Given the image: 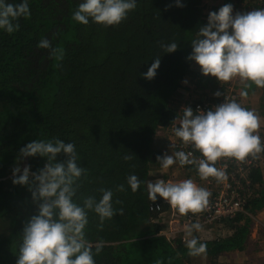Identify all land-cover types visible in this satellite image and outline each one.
<instances>
[{"label":"trees","instance_id":"trees-1","mask_svg":"<svg viewBox=\"0 0 264 264\" xmlns=\"http://www.w3.org/2000/svg\"><path fill=\"white\" fill-rule=\"evenodd\" d=\"M79 2L29 0L30 16L17 21L19 30L0 31V264H16L23 226L37 212L28 187L12 183V169L28 164L36 171L46 163L40 157L19 160V150L35 139L52 138L73 143L78 163L87 170L74 197L77 203L89 195L99 199L103 187L113 190V207L123 209L102 230L89 212L87 238L104 244L95 264H187L203 255L207 264H219L223 252L243 250L252 225L249 214L223 220L225 232L214 238L194 234L205 252L193 256L180 237L169 240L160 233L170 205L159 198L162 212L152 211L154 202L147 195L150 171L160 165L162 130L181 113L183 95L213 98L230 82L193 77V61L186 58L208 13L231 1L181 0L183 7H176L175 0H137L136 9L110 27L74 22ZM239 4L243 7V0L240 9ZM45 38L63 50L62 60L37 47ZM171 42L177 50L163 54L160 45ZM156 57V76L146 80L141 74ZM238 85L237 102L243 104L245 90ZM263 130L259 127L256 134ZM125 155L131 159L125 161ZM132 174L141 181L135 193L126 184ZM250 178L245 211L258 213L264 209V170L253 169ZM120 184L126 191H116Z\"/></svg>","mask_w":264,"mask_h":264},{"label":"clouds","instance_id":"clouds-1","mask_svg":"<svg viewBox=\"0 0 264 264\" xmlns=\"http://www.w3.org/2000/svg\"><path fill=\"white\" fill-rule=\"evenodd\" d=\"M175 6L183 7L181 0H175ZM136 7L137 0H80L72 19L82 25L92 22L104 27L116 26ZM29 16V0H0V31L8 34L18 31L17 21ZM37 47L49 49L50 57L56 61L63 59V50L53 48L47 38L41 39ZM160 47L163 54H170L177 50L178 44L171 42ZM191 49L186 59L195 62L202 75L212 76L219 83L238 80L245 90L241 95H246L252 85L264 87V8L233 14V5L227 3L209 12L206 25L199 27L191 40ZM159 66L160 57H156L141 75L152 80ZM221 95V91L214 93L215 97ZM260 126L259 115L235 99L224 98L206 111L187 106L173 121L172 131L192 151L158 155L156 160L163 170L174 163L192 165L200 180H219L224 172L215 166L217 161L243 162L264 152V143L256 134ZM193 152L199 156L193 157ZM61 154L65 157L62 161L57 159ZM31 157L43 158L46 163L36 171H31L28 164L12 169V183L26 185L37 205L36 214L23 226L16 264H95L94 256L104 244L103 241L93 244L87 238L88 214L94 213L98 218L99 230L106 220L122 215L123 209L113 207V190L101 187L99 199L89 195L77 203L74 197L87 170L78 163L80 157L71 142L58 138L35 139L19 150V160ZM123 159L127 161L131 157L125 155ZM126 184L135 193L141 181L132 174L126 177ZM116 191H126L125 185H117ZM147 195L154 203L162 198L183 216L202 212L208 205L210 192L191 178L167 182L157 178L147 183ZM201 229L198 222L185 229L190 255L205 252V244L194 235Z\"/></svg>","mask_w":264,"mask_h":264},{"label":"built area","instance_id":"built-area-1","mask_svg":"<svg viewBox=\"0 0 264 264\" xmlns=\"http://www.w3.org/2000/svg\"><path fill=\"white\" fill-rule=\"evenodd\" d=\"M236 1L238 2L239 0ZM243 3V7L241 6L237 12L264 8V0H243ZM238 84L239 81L234 79L226 85V90L220 97L217 98L212 95L213 98H201L190 103V105L185 102L183 108L190 106L195 110L199 107L201 110L206 111L210 107L222 103L224 98L235 99L238 101V98H241L237 88ZM242 100L244 101L245 99L243 98ZM163 130H165L168 135L169 149L171 150L170 154L176 151H184L186 153L192 151L190 146L183 145L180 140L174 136L172 124ZM259 136L261 137L262 143H264V130L261 131ZM198 156V152H193V157ZM175 164L176 168L186 176L185 179H193L195 183L206 188L210 192L209 202L206 208L196 215L189 213L187 215L178 216L176 213L177 211L170 206L173 215L167 216V225L160 232L162 235L166 236L169 240L180 237L185 242V229L193 222L200 223L202 228H204L216 223L221 224L223 220L233 218L241 212L249 214L251 220L254 221V226H258L259 222H257V214L245 211V202L248 195L252 192V181L250 178L252 170L258 168L264 170V152L257 154L255 157H248L243 162H238L232 159H221L217 161L215 166L224 172L223 178L219 180L209 178L207 181H202L199 179L194 166H181L179 163ZM153 172L154 169L150 171L149 176V181L152 182L155 181L153 178ZM150 209L152 211L162 212V204L155 202L151 205Z\"/></svg>","mask_w":264,"mask_h":264},{"label":"crops","instance_id":"crops-1","mask_svg":"<svg viewBox=\"0 0 264 264\" xmlns=\"http://www.w3.org/2000/svg\"><path fill=\"white\" fill-rule=\"evenodd\" d=\"M230 1H231V4L233 5L234 13H236L239 9V8H237V4L239 2H237L236 0H230ZM222 2H224V0H216V3H218V4H220ZM241 6L242 5L239 4V7H241ZM192 68L194 69L193 71L195 73L193 75V77H195L197 74L202 75L199 69H195V68H199L195 64V62L192 63ZM193 97L194 98L200 97V99H201V98H205L206 96L205 95L201 96V95L196 94V93H193L192 96H190L189 94L184 95L182 97L183 102L181 103L180 108H183V106L185 105V101L192 100ZM244 99L245 100L243 101V103L246 105H249L250 107H253L254 109H255L257 103H261L259 109L262 110V113L264 116V87L254 88L253 92L250 91V93L246 94V97ZM261 121H263V120L261 119ZM263 127H264V124H263ZM170 151L171 150L169 149L168 135H167V132L165 131V133L162 134L161 153H162V155H165V154L171 155ZM153 173H154V177H153L154 180H156L157 178H160V179L165 180L166 182L167 181L183 180L186 177L185 175L182 174V172H180L176 168L175 163L172 166H170L167 170L161 169V166L159 165L158 167L154 168ZM256 214L258 216V219L260 220V224H261L260 228L255 227L254 221H252L250 234L248 236V240H247L245 248L243 250H231V251L223 252L219 258V264H226V261L227 262H233V264H264V209L259 211ZM210 226H208L206 229H208ZM205 231L203 230V232H205ZM224 232H225V230H224L223 226H221L219 224V225L211 226V228L208 230V233H206V232L205 233H197L196 232L195 234L196 235L203 234L206 236V238L207 237L208 238L209 237L214 238L217 235L224 234ZM249 252L257 254L256 260L252 259V260L248 261L249 257H247V260L244 261L245 257L244 256L240 257V253H248L249 254ZM199 258L202 260L201 264H207L206 257L204 255L200 256ZM187 264H194V262L193 263H187Z\"/></svg>","mask_w":264,"mask_h":264},{"label":"rangeland","instance_id":"rangeland-1","mask_svg":"<svg viewBox=\"0 0 264 264\" xmlns=\"http://www.w3.org/2000/svg\"><path fill=\"white\" fill-rule=\"evenodd\" d=\"M198 66V65H197ZM199 67V66H198ZM195 69H199V68H195ZM200 70V69H199ZM190 83V82H189ZM192 84V83H191ZM193 85V84H192ZM184 96V95H183ZM260 104L261 103H257L256 104V107H255V109L253 108V107H250L249 105H246V104H242V106H244V107H246V108H248V109H251V110H253V111H255L258 115H259V117L264 121V116H263V113H262V110L261 109H259L260 108ZM257 109V110H256ZM263 121H261V126L260 127H263V124H264V122ZM264 128V127H263ZM163 131V133L165 132V130H162ZM162 133V134H163ZM177 214H178V216H181L178 212H176ZM175 213V214H176ZM165 214V224H164V226H166L167 225V222H168V220H166L167 218H166V215L167 216H172L173 214H172V210H169L168 211V213L166 212V213H164ZM257 222H259V224H258V226H257V228H260V220L258 219V216H257ZM214 225H219L218 223H216V224H213V225H211V226H214ZM211 226L208 228V229H206L207 227H204V228H202L206 233H208V230L211 228ZM165 228V227H164ZM201 229V231H199V232H197V233H205V232H203V230ZM195 234V233H194ZM253 247V246H252ZM252 255V256H251ZM256 253H252V252H249V254L248 253H240V257H242V256H244L245 257V259H244V261H246L247 260V257H249V259H248V261L249 260H252V259H255L256 260ZM251 256V257H250ZM201 259L199 258V257H197V258H195L194 259V264H201ZM243 261V260H242ZM226 264H233V262H227L226 261Z\"/></svg>","mask_w":264,"mask_h":264}]
</instances>
